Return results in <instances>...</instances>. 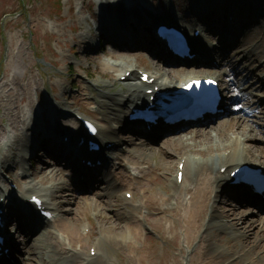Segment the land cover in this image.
Returning a JSON list of instances; mask_svg holds the SVG:
<instances>
[{
  "label": "rangeland",
  "instance_id": "rangeland-1",
  "mask_svg": "<svg viewBox=\"0 0 264 264\" xmlns=\"http://www.w3.org/2000/svg\"><path fill=\"white\" fill-rule=\"evenodd\" d=\"M76 1L77 5H75ZM82 1L84 2V7H82L79 3L81 2V0H68V2L67 0H23L24 9H22L21 6L23 4H21L20 0H0V85L1 83H3V77L7 72L9 76L12 75V72L10 70L5 69L6 65H8L9 63L8 57L10 55V52L12 51V53L16 55L17 50L20 49L22 54L21 59L24 66H22L20 63H18V66L21 72L25 71V73H23L24 80H26L27 78H32L33 80H36L38 84L37 90L35 91L33 89L31 93V100L35 104L33 110L40 107L39 104L36 103V92L39 95L38 101L42 102V104L44 105H50L51 108L56 107L57 103H59L62 98H65L68 107H79L84 112H91L89 109L94 104H96V102L91 103V94L98 95L97 91L113 93L124 89V87L117 84H115L112 89H107L105 87L107 85L106 83L109 82L111 77L109 75L107 76V78L102 77L103 70L102 68H100L98 61L101 59L114 60V57H112V55H107V53L97 51V54L90 52L88 55L89 57H85L77 46L76 42L78 41L79 35L89 31V35L86 36L84 41L87 43L89 38L93 35L92 28L96 26L97 20H99V18L92 20L90 18V15L86 14V12L92 14L96 13L97 17L99 16V8L96 1ZM135 1H137V3L139 4L143 3L145 6H151L152 2L155 13H166V11L164 10L160 11L165 0ZM258 1L260 2L261 0ZM87 2L89 3L88 6L86 4ZM116 2H120V0H111L110 4L114 5V3L116 4ZM190 2L196 1L173 0L174 8L178 5L179 8H181V11H183V9H185L186 7L189 8ZM158 6H160V9H158ZM92 7L94 8L93 10H91ZM74 9L76 10L75 12H73ZM240 10L241 14H238L239 20H242V18L248 20L251 19V16L249 15L251 12L250 9H248L247 11H244L243 9ZM261 17L264 18L263 8ZM78 25L82 26V30L78 29V32L75 34L74 32H76L75 29H77ZM243 27V29L238 28V31H240V33H247L251 31V29L245 26ZM140 32L141 35L144 36L143 32ZM115 41L116 39L114 38L113 44H118ZM256 41L257 40L250 44L245 43L239 49H235V51L233 49V46L232 48L227 49V61H229L230 64L233 65L231 67V70L240 67V70L243 71L242 78H245L247 82L245 86L247 88L251 87L252 89L251 90L249 88V93H251L252 95L249 94L247 96L248 99L239 97L240 100H238L237 103H234L236 105H239L237 106V108H235L236 110L240 108H248V105H245L241 102L249 101L250 98L252 103L257 105L262 102V98H264V71L261 70L260 65V62L264 61V52L258 53L256 55L252 53L253 49L249 48L252 44L254 45ZM233 42L234 39L229 37L227 41L223 42V44L232 45ZM126 46L125 48L129 50L128 45ZM133 49L134 51H137V49L139 48ZM145 56L147 58H151L148 54ZM156 58H158V55H156L155 59ZM139 62L136 60L132 63H136V65L138 66L142 65L144 69H149V67L146 66L147 64L144 59L143 62L145 63L140 62L139 64ZM242 62L243 64L241 65ZM154 63L157 62L154 61ZM68 67H70L71 69L69 70ZM83 71L87 73L88 78H92V80L97 82V91L93 90L94 92H90V89H88L87 86L82 82L81 78L83 79ZM225 71L229 73L228 69H226ZM260 79L262 80L259 81ZM44 88H46V91L44 90ZM66 92L68 93V95H65ZM99 97L100 95L95 98L96 101H100ZM22 110V115H33L28 107L25 108L24 105L22 106ZM263 112L264 106L261 107L260 110V113ZM87 114L90 115V113ZM222 123V126H224L226 121L214 122L211 126H209L210 128L204 130L211 134V137H202L203 131H200L196 134V136L190 143V145H192V150H195L198 153L201 152L198 157H194L201 167L203 166L201 162L207 163V165H209L208 162L211 161V155H215L220 151L226 150L222 148H215L217 140L214 139V136L212 135L214 134L215 130L217 131L222 128V126H218ZM26 124L29 123L27 122ZM248 124L250 126H253L257 130L258 135L255 137L257 138L255 142H248L247 144H253V146L264 148V136L263 134H260V130H264V116H259L256 119H253V121L248 122ZM41 128H45V125L41 126ZM10 130L6 127L5 135L11 136L13 133ZM27 131L28 128L24 130L26 134L29 133ZM5 135L3 138H0V141L2 143H5ZM230 136V133L225 134L224 138L228 140L227 137ZM245 138L246 137L241 138L242 141L245 140ZM130 139H132L131 136L125 138L126 141H129ZM29 140L28 143L34 142L31 139ZM156 144L158 145L150 144V142H146L143 140H137L132 148L133 151H135L136 148H139L148 154V156H144L145 158L142 157L148 166V169L143 173L145 175V180H130L128 184L118 187L115 193L111 191L109 193L102 192L101 190H96L93 193H99L100 195H103L104 198L107 197L105 199L106 205H104L107 206V209L105 211L99 209L98 207H94V205L90 203V200H95L96 202L97 198H95V195L89 197L86 196L83 202L80 201V203H77L79 205H75L74 196H71L69 192H65L67 195V203H64L63 206L59 210H57L58 215H60V217H62L63 219H74L73 223L77 225L78 231L86 227L91 231L92 235L87 239V242H84V244L87 246L85 249L86 256L88 255V253H86L87 249L93 247L94 242L96 244L100 242V244L97 245L98 252L101 253L105 259H108L110 263L119 264V258L117 259V257L115 256L116 254L114 255L107 251V246L110 242L108 241V245H103L102 241L104 239L100 238L101 230L99 227L101 226L100 224H102L101 221L112 220V222H120L121 224L126 225V227L123 229V234L120 236L122 237L120 240L122 241L123 245L122 252L125 253V261L123 258L119 259L120 263L182 264L184 251L182 249L181 242L184 238L183 231L179 228L184 229V227L178 226L175 228H171L170 222L167 221L170 220L168 217L170 211L166 206V202L171 196V190L167 189L168 184L166 182V179H173L175 175V167L178 163V158H180L185 152L182 153L183 151H181V148H179L181 146L179 145L173 147L170 146V149L167 150L165 147L161 148V146H165V144H168V141L165 140H161ZM32 146L34 147L33 144ZM6 148L3 147L2 150ZM20 148L25 149V147ZM51 148H45V150H43V148L41 147L39 148V150L34 149L28 151L30 152L32 157H34V162L38 163L35 166V172L39 173L43 164L49 167H54L55 165H57L55 162L61 159V156H59V154L57 153H47ZM168 151L177 153L176 157L173 158L172 155L169 156ZM256 157L260 158L258 153H256ZM11 158L12 164L7 162V165H3L4 167L0 168L4 173L12 176V178H15L20 171L19 166L22 168L23 164L20 162L21 159L18 157V151H14V154L11 155ZM137 160V156H131L130 154H127L123 162L128 165H133L138 164ZM28 167L29 166L27 164L24 165V168L27 169L25 178L28 179V182L29 180L35 182V186L40 187L39 190L44 189L43 186L49 187L51 186V184L56 182H59L58 188H61L63 180H65L66 182L68 181L69 185L70 181L72 183L73 179L76 178L75 169L71 171L65 169L64 171V168L58 167L56 168V175L54 177L55 179L51 178V175L49 173L46 174L49 178L48 180L43 179L41 175L37 178L32 179L31 177H29V175L32 174L33 170ZM143 168L144 167H142L141 169ZM122 172V169H119L117 171V173L121 174ZM65 174L67 175V177H65ZM126 175L128 176V174ZM114 180L115 178L113 179V181ZM136 182L138 183L137 185ZM187 183L190 184L191 188H194L195 178L192 183L188 181ZM94 185L95 184L92 183L91 185H88V187H95ZM128 190L133 191V193H135V196H137V199L141 197L144 191L146 205L144 207L141 206L140 210H138L134 208L133 202L126 203L122 198V192H127ZM164 193H166V196L164 195ZM58 195L59 194H55V196ZM187 196L188 195L184 196L182 200L183 202L188 198ZM156 199H159L161 201L163 200L164 205L161 206V208L159 206L160 201ZM48 203L52 207V205L57 204V201L49 200ZM243 205V203L234 204V212L239 215L242 210L247 211L248 209H245V205ZM162 208L165 209V216L160 217L155 215V213H157L158 210H162ZM74 210H76L75 214H71ZM206 210L207 209H204V211L200 214V216L198 217L199 219L193 226L194 228L190 229V235L192 237L199 235V232L202 229V221L206 217ZM253 212L256 213L255 210H253ZM177 214L182 215V211L178 212ZM257 214L258 213H256L255 215H250L249 217L246 216V218H248L249 220L251 219V221H260L261 217H263V214ZM131 215H133L137 221L135 220L133 222V220L131 219ZM141 222L146 223L155 232L157 237H149L142 229ZM134 228L137 229L136 232H133ZM16 230L17 236L14 237V240L16 241V244L19 245V248L16 249V252H12L13 256L16 259V263L40 264L37 260H33L36 259V257L34 256V254L37 253L36 249L32 248L33 245L29 243L28 240L18 232V226ZM263 230L264 226L261 225V228H259V230L252 231L250 245H245L242 238L234 239V235H238L234 231H232L231 235L229 236L226 234H217L216 232H212L210 236V242H208L209 247L214 246V249L212 248L210 252L208 251L206 254H204V251L201 253L197 247V244L194 243L191 246L192 255L190 264H228V261H230L232 255L235 253H240V256L242 254L241 261L235 262L236 264H264ZM102 234L104 236L103 238L107 240L108 236H106L103 232ZM259 235L261 237H259ZM123 238L125 240H123ZM29 240H31V238ZM131 247L132 250L129 251ZM220 249L230 251L229 255L227 257L225 256L224 258H219V260L212 259L213 262L211 263L210 260L211 258H213L212 253L215 250ZM258 255H260V258H262L257 259L256 256ZM33 261L36 262L32 263ZM43 264H47L46 261H44Z\"/></svg>",
  "mask_w": 264,
  "mask_h": 264
},
{
  "label": "bare ground",
  "instance_id": "bare-ground-1",
  "mask_svg": "<svg viewBox=\"0 0 264 264\" xmlns=\"http://www.w3.org/2000/svg\"><path fill=\"white\" fill-rule=\"evenodd\" d=\"M208 1L209 0H202L203 3H208ZM240 3L241 2H239L237 5H239ZM130 19H134V18H130ZM257 33L258 32L256 31V28L253 27L251 31L245 33L242 36L244 40L243 42L245 43L252 42L254 40V37L258 35ZM80 41L81 40H79V44L81 43ZM193 44L194 46H198V42H195L194 40H193ZM254 51L255 53H258V49H255ZM21 55L22 54H21L20 49L17 50L16 55H14L12 51L10 52V55L8 57L9 63L8 65H6L5 69L10 70L12 72V75L9 76L7 72L6 75H4L3 77V80H2L3 83H1L0 85V138H2L3 135H5L6 126L11 128L13 135L9 137L6 140V143L3 145L5 147L6 146L8 147L6 149V152H10V153L14 152V150H16V152L19 151L18 153L24 152L18 149L20 147H25L26 149L29 147L27 146V142H26L28 137L23 130L25 129L26 126L28 127V129H30V126L26 124L27 114L22 115L21 113L23 111L22 110L23 105L25 106V108L26 107L30 109L33 108V102L31 101L30 93L32 92V89L36 87L37 85V82L33 80L32 78H27L26 80H24L23 73H25V71L21 72L18 66V63L24 66L22 59H21ZM15 60H18V61H15ZM119 63H120L119 65L121 66L120 72H122L124 69L125 70L134 69L132 65H128L126 63V59L124 58L123 60H120ZM106 68L108 69V65H106ZM180 69H181L180 70L181 72L182 71L185 72L186 68H180ZM190 71L193 72L194 69H191ZM116 72L118 71L116 70ZM191 72L189 73L187 72L186 74L188 75L195 74ZM150 75L151 77L156 78V83L154 84V86L160 85V86L166 87L168 86V84L174 82L172 79H169L168 76L166 77L160 72H156V74L151 73ZM117 77H121V74L118 73ZM185 79L187 78L179 77L178 82L185 80ZM239 81L245 84L244 81L242 80H239ZM135 83H137L136 78L134 76L130 77L127 80V82H125V86L128 88V91H126L125 93L127 94V96L125 97L124 96L125 94H124L123 96L116 98L115 102L112 104H109V103L106 104L107 102L111 101L110 99L111 97H109L107 93H102L101 98L107 100V102L97 103L98 106L104 110L103 112H101L102 120L107 119L108 121H110V124L113 127L121 125L123 123L122 120H120V115H123L127 107H132L136 103L137 100L135 101V98L141 97L140 87ZM110 86H111V83H108V85H106V87H110ZM55 116H57V114L53 112L51 109L47 107H44V108L40 107V110L37 113L35 112L34 116L32 117V123H31L33 124L32 127L36 128V131H39L41 129L40 123L42 119L45 118V122L50 123V130H51L50 134H52L53 137L56 138V140H57V137H60V136L65 135L68 138H71V137L77 136L78 134L82 133V131H79V129L77 128L78 124L77 122L74 121L73 118H70V120L67 119L66 123H63L62 127L59 129L58 124L51 121V118ZM63 118L64 117L62 115L60 119H63ZM58 123L60 124V121ZM68 127L69 128L71 127L72 128L71 130L76 129V132H72L71 134L68 133V135H66L65 132L63 131L64 129H67ZM229 130L232 134H236L238 132L240 136L246 137L247 138L246 142L248 141L251 143L257 140V138H255L258 135L256 129L249 125H244L241 119L239 118H235ZM108 131L109 129L107 127V128H104V130L100 132L101 134H104V133L108 134L109 133ZM225 132L227 133L228 129H225V131L222 134H226ZM260 134L264 135V132H260ZM203 136H207V134H204ZM189 137H191V134H188V135L184 134V136H181V137H178V136L172 137L170 138V140L181 141L182 139H188ZM214 137L218 138L216 148L217 149L223 148L224 145L226 144L225 138L221 137L220 133L217 134L216 132H215ZM226 149L232 150L231 155H229L226 158V160L223 159L222 154L220 155V159H219L217 155L220 153H217L216 157H213V156L211 157L212 160L210 161L209 165H205L204 167H199V168L194 169L193 170L194 173L190 172V169H189L191 163L189 164L186 163L185 165L184 182H186L190 176H193V178L195 177V185H194V188L191 190V192H190V189L185 187V190L189 194L188 201L185 204L186 206H185V209L182 215L177 214L176 217L174 218V224L177 226L183 225V227H185L186 243L188 245H190L196 239L194 237L193 238L191 237L190 229L194 228L193 226L199 217L198 214L203 209L206 208L207 200L210 201L213 195L217 196L221 194V192L222 194H225L224 187L227 185L228 182H230V178H229L230 173L234 169H236L238 166L248 164V163L255 164L258 167L261 165L264 166V148L262 147H259V146L256 147V146H253V144L246 146V144H241L238 139L234 145L232 146L229 145L227 146ZM135 151L137 153L140 152L142 154L140 155V157L148 156L146 152H144L143 150L139 148H136ZM5 153L2 152V147L0 146V165L3 163H7V162L12 164V161L9 158H7V155H5ZM193 153H195L194 156H199V154L196 153L195 150L188 151V154H190V156H192ZM256 153L259 154L260 158L255 157ZM74 155L75 157H79L80 159H82L83 157L82 153L80 152L75 153ZM226 166L228 167L233 166V168H228L226 170V174L221 175L219 173V169L222 167H226ZM58 167H60V165H55L54 167H49V166L44 165L42 169L40 170V172L36 173V177L41 175L43 179L48 180L49 178L47 177L46 174L49 173L51 175V178H54L56 175V168ZM214 168H216L215 169L216 173L214 171ZM140 174H141V180H145V175L142 173ZM114 178L116 180L122 181V185H126V183L128 184L126 177L123 176L122 174L120 173L114 174L111 171H106V172L98 173L95 175V177L91 178V181L95 182V184L97 185V188L95 187L93 190L87 191V192H90V194H93V192H95L96 189L102 188V189H99L102 192L109 193L111 191L115 193L118 188L114 187V184H113ZM18 183H19V189L24 191L23 190L24 187L22 186V181L18 180ZM167 184H168L167 185L168 189H172L173 186H174V189L176 188L175 181L173 183L174 185H172L171 181L168 179ZM57 192H60L61 195L58 197L57 196L54 197L55 193ZM26 193H28V191H26ZM34 193L35 191L32 192V194ZM45 195L48 196L49 198L53 197L54 200H57V204L52 208V211L54 210L56 213L58 212L57 210H59L63 206L64 203H67V199H66L67 195L64 193V191H60L58 189V184L56 183L51 184V186L46 191ZM95 195H97L96 196L97 199L95 202L96 207L100 209L104 207L107 208V206H104L106 205L105 199L107 197L104 198L103 195H100L99 193H96ZM13 197L16 198L15 195ZM227 200L228 199L224 197L222 201L218 202L219 208L222 210L223 214H220V213L214 214L213 212L211 214L212 216L210 215V219L205 225L207 228L206 237L210 236V233H212L213 231L215 232L221 231V232H228V233L231 231H234L238 234V235H234L235 236L234 239L242 238L244 240L243 243L245 245L247 244L250 245L251 244L250 239L252 238V231L259 230V228H261V225L264 226V215L263 217H261V221L253 223L251 219L249 220L248 218H246V216L249 217L250 214H252L250 213L252 212L251 209L250 210L248 209L247 211L242 210L243 212L241 211V213L237 212L239 213L238 215L234 212L235 208H231L233 203L232 205L229 202L226 203ZM80 201L81 200H75L74 204L79 205L77 203L78 202L80 203ZM90 203L94 205L93 200H90ZM176 203L178 207L182 204L181 202H179V198H177ZM13 207H14V204H11L10 209ZM75 212L76 210H74L73 213L71 214H75ZM15 213L17 216L16 220H19L23 223V224L16 223L18 226V232L23 237H25L29 243L33 245L32 248L36 249L37 253L34 254L36 259H33V260H37L40 264H43L44 261H47V260H48L47 262L51 264H83L85 263V261L88 262L87 264H97V262H99L98 254L94 259H91V258H88V260L84 259V251L86 249V245L84 244V242H87L88 237L83 238L81 236V234L77 230V225L73 223L74 219L72 218L63 219L62 217L61 218L58 217V219L60 218L61 221L56 219L53 222V224L46 225L45 227L42 226L41 228L42 232L37 233L38 230L35 227V223H33L36 220V218L34 217L33 215L34 213L32 211L31 212L23 211V215H24L23 216L19 208L15 211ZM24 217L28 221H25ZM228 218L231 220L230 224L232 226L230 224L229 225L227 224L226 220H228ZM100 225H101L99 227L100 230L106 236H108L107 240H103L104 242L103 245H108V241L110 242L109 245L107 246V251L114 255L115 254L125 255V253L122 252L120 249L121 247H123L122 241L120 240L122 237L120 236L123 234V229L126 227V225H123L120 222L119 223L112 222V220L110 221L104 220L103 224H100ZM133 230L134 232H136L137 229L134 228ZM55 231L62 234L64 237L66 236V239H65L66 244H63V242L61 243L58 240V236L56 238V235H54ZM259 237L261 236L259 235ZM30 238L31 240H29ZM110 238H113V239H110ZM123 240L125 239L123 238ZM10 246L13 249L15 248L14 244H10ZM76 246H78V248H76ZM203 248H204L203 250H206L205 252H207L209 249V245L206 248L205 247ZM212 248L214 249V246H212L211 249ZM131 250H132V247L129 249V251ZM218 251L215 250L212 253V255L217 258L223 257L224 255H226L224 254V251L222 250H220L219 252ZM232 258L236 259L235 261H241L242 254L240 256V253H235L232 255ZM210 261L211 263L213 262L212 258ZM33 262H36V261H33ZM3 264H7V263L3 262ZM99 264H104V263L100 262Z\"/></svg>",
  "mask_w": 264,
  "mask_h": 264
}]
</instances>
